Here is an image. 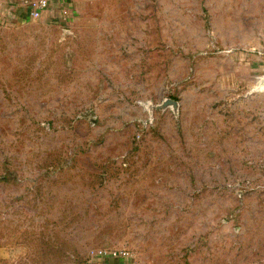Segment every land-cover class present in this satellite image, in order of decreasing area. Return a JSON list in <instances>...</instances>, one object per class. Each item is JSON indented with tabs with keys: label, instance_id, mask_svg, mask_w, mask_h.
Returning a JSON list of instances; mask_svg holds the SVG:
<instances>
[{
	"label": "rangeland",
	"instance_id": "rangeland-1",
	"mask_svg": "<svg viewBox=\"0 0 264 264\" xmlns=\"http://www.w3.org/2000/svg\"><path fill=\"white\" fill-rule=\"evenodd\" d=\"M62 8L0 18V262L264 264V0Z\"/></svg>",
	"mask_w": 264,
	"mask_h": 264
},
{
	"label": "crops",
	"instance_id": "crops-1",
	"mask_svg": "<svg viewBox=\"0 0 264 264\" xmlns=\"http://www.w3.org/2000/svg\"><path fill=\"white\" fill-rule=\"evenodd\" d=\"M69 0H48L49 7L45 10L42 15L48 18H53L54 22H56V18L60 14V9L63 6L64 2ZM27 0H0V18L6 15H14L16 12L20 13H28L27 9ZM41 15V16H42ZM0 258H4L3 255H0ZM4 259H1L0 264H3ZM54 264V263H49ZM57 264H68V263H57ZM83 264H124V262H118L115 257L106 256V257H96L94 259L89 260Z\"/></svg>",
	"mask_w": 264,
	"mask_h": 264
},
{
	"label": "built area",
	"instance_id": "built-area-1",
	"mask_svg": "<svg viewBox=\"0 0 264 264\" xmlns=\"http://www.w3.org/2000/svg\"><path fill=\"white\" fill-rule=\"evenodd\" d=\"M27 9H28V14L31 17L34 18H39L41 17L42 13L48 9L49 7V2L48 0H27ZM64 13L65 10L61 7L60 9V14L56 18V21L58 23L64 22ZM106 256H114L113 254L107 253L106 251H98L97 257H106Z\"/></svg>",
	"mask_w": 264,
	"mask_h": 264
}]
</instances>
